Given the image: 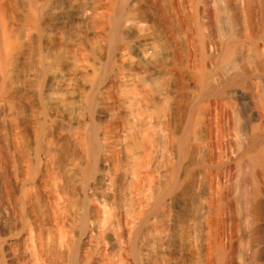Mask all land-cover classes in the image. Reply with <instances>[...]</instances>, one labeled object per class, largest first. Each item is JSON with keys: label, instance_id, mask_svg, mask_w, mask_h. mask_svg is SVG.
I'll list each match as a JSON object with an SVG mask.
<instances>
[{"label": "bare ground", "instance_id": "1", "mask_svg": "<svg viewBox=\"0 0 264 264\" xmlns=\"http://www.w3.org/2000/svg\"><path fill=\"white\" fill-rule=\"evenodd\" d=\"M0 264H264V0H0Z\"/></svg>", "mask_w": 264, "mask_h": 264}, {"label": "rangeland", "instance_id": "2", "mask_svg": "<svg viewBox=\"0 0 264 264\" xmlns=\"http://www.w3.org/2000/svg\"><path fill=\"white\" fill-rule=\"evenodd\" d=\"M241 102V101H240Z\"/></svg>", "mask_w": 264, "mask_h": 264}]
</instances>
